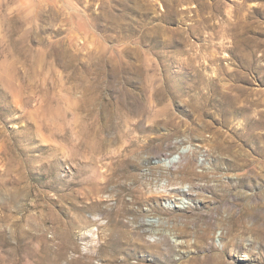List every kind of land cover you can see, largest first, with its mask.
I'll return each mask as SVG.
<instances>
[{
    "label": "rangeland",
    "instance_id": "rangeland-1",
    "mask_svg": "<svg viewBox=\"0 0 264 264\" xmlns=\"http://www.w3.org/2000/svg\"><path fill=\"white\" fill-rule=\"evenodd\" d=\"M0 264H264V0H0Z\"/></svg>",
    "mask_w": 264,
    "mask_h": 264
},
{
    "label": "bare ground",
    "instance_id": "bare-ground-1",
    "mask_svg": "<svg viewBox=\"0 0 264 264\" xmlns=\"http://www.w3.org/2000/svg\"><path fill=\"white\" fill-rule=\"evenodd\" d=\"M186 160V161H185ZM183 161H185V162H188V164H186V165H189L190 166V162H191V156H185V155H183V152H181L180 153V156H179V162L181 163V162H183ZM172 164H173V162H171ZM182 164V163H181ZM189 169V168H188ZM192 172V170L190 171V173ZM196 175H197V173H196ZM184 177H185V175H184ZM176 179H178V178H176ZM190 180V179H189ZM193 185V184H192ZM191 185V186H192ZM195 186V185H194Z\"/></svg>",
    "mask_w": 264,
    "mask_h": 264
}]
</instances>
